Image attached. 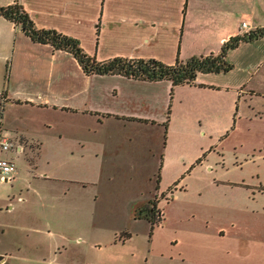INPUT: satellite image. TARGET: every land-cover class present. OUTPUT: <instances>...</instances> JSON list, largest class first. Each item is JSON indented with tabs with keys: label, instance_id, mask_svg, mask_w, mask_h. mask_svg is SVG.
I'll return each mask as SVG.
<instances>
[{
	"label": "rangeland",
	"instance_id": "obj_1",
	"mask_svg": "<svg viewBox=\"0 0 264 264\" xmlns=\"http://www.w3.org/2000/svg\"><path fill=\"white\" fill-rule=\"evenodd\" d=\"M11 1L0 0V4ZM255 7L264 18V0H244V11H254ZM198 10L193 4L191 11ZM236 13L229 11L231 17ZM48 45L33 42L21 27L0 20V96L3 91L19 95L43 88L41 79L47 76L70 80L82 75L71 55L54 58L46 50ZM233 67L228 71L239 74L240 67ZM24 76L32 77L34 83L24 81ZM229 77L220 74L215 80L223 83ZM52 86L61 97L62 81ZM240 87V95L230 91L225 96L221 91L191 95L193 109L188 111L184 107L188 94L181 92L170 99L169 105L175 100L180 113L165 120V129L169 124L180 148L173 158V172L165 173L159 181L156 198L163 219L149 232L146 218H136L132 237L123 244H109V231L91 224L92 204L97 201L106 207L130 202L135 209L156 193L155 176L129 177L118 172L95 181L88 163L66 156V138L60 131L62 125L74 120L72 114L63 109H48V114L29 107L0 109L1 115H21L16 122L35 126L43 137L48 116V163L39 164L48 169L49 176L69 175L79 180L30 178L19 183L0 175V248L7 255L6 262L0 264H180L179 251H189L185 255L191 256L210 246L220 248L227 240L230 245L237 235L264 238V191H259L264 185V58ZM198 115L202 124L196 120ZM12 158L15 170L28 175L24 154H13ZM47 186L45 198L38 191ZM19 194H26L27 199H17ZM10 201L15 205L12 211ZM43 213H48V255L41 259L34 254L39 247L31 226L39 225V218L44 220ZM221 231L226 236L222 240Z\"/></svg>",
	"mask_w": 264,
	"mask_h": 264
},
{
	"label": "crops",
	"instance_id": "obj_2",
	"mask_svg": "<svg viewBox=\"0 0 264 264\" xmlns=\"http://www.w3.org/2000/svg\"><path fill=\"white\" fill-rule=\"evenodd\" d=\"M19 1L38 27H53L77 37L81 46L98 59L113 56L155 57L172 63L177 56L186 58L194 54L218 52L222 42L229 36L264 26V18L260 16L256 7L251 12L243 10L244 0ZM193 4L198 6V11H191ZM229 11L238 12L237 16L231 17ZM0 20L13 23L2 15ZM242 21H246V26L241 25ZM15 26L20 27L18 24ZM50 48L48 45L46 50L54 58L65 56L67 59L69 58L67 56L71 55L77 62L70 52L53 49L50 53ZM263 58L264 37L241 42L227 52V59L233 62V68L236 65L240 67L239 74H233V71L199 72L193 83L174 85L171 97L170 80L136 79L119 73L86 74L77 62L82 75L70 80L44 77L41 79L45 84L43 88H33L27 94H5L0 96V104L3 103L4 111L14 106L37 108L47 114L48 109H63L67 114H72L74 120L62 125L60 131V135L66 138V156L75 157L77 162L88 163L87 169L95 181L100 180L105 174L113 176L118 172L129 177L150 178L154 175L156 193L149 197L152 198L159 194L160 178L162 179L165 173L173 172L175 163L173 158L177 156L180 148L178 145L180 140L169 132L171 131L169 124L168 129H165V120L169 116L171 118V114L179 112L175 100L169 105L170 99L181 92H184V95L188 94L185 95L184 104L188 111L193 109L191 95L220 91L223 92H220L223 96L229 91L240 95L243 91L240 86L244 81H248ZM220 74H227L230 76L229 80L223 83L215 80ZM24 78L27 83H34L32 77ZM60 81L64 86L61 97L52 86V83ZM62 97L63 100L58 101ZM181 101L180 98L179 103ZM219 106L222 110L223 106ZM201 114L205 115L203 108ZM20 116L15 114L10 117L3 112L0 135L9 137L18 146L17 149L4 151L5 157L13 160V154L23 153L27 162L25 165L30 170L28 175L15 170L10 179L4 180L12 179L14 182L19 180V183L29 181L30 178L46 182L48 179L60 178L75 180L74 176L69 175L49 176L48 169L39 164L48 163V116L44 120V137L39 136L42 134L35 126L16 122ZM196 120L199 124L203 123L202 116L198 115ZM28 184L32 185V182ZM32 189L35 190L34 187ZM259 191H264V185L260 186ZM27 192L28 188L25 193ZM38 192L46 198L48 186ZM165 192L160 193L163 195ZM16 198L25 201L27 195L19 194ZM129 203L114 202L106 207L97 201L92 204L91 224L109 231L111 245L128 241L132 237L133 221L136 218L141 219L134 216V206ZM14 206L10 201L9 209H13ZM101 210L109 212L103 213ZM41 217L44 220L39 218L40 224L31 228L36 233L35 242L39 247L34 254L44 259L48 255V213H43ZM146 220L149 222V232H152L155 224L152 226L150 221ZM221 232L219 236L222 240L226 236L223 231ZM41 237L43 239H40ZM228 241L220 248L210 246L204 252L191 256L185 255L189 251H186L187 253L179 251V262L264 264V238L259 235L254 237L237 235L230 245ZM174 242H177V239H174ZM6 260V251L0 248V263H5Z\"/></svg>",
	"mask_w": 264,
	"mask_h": 264
},
{
	"label": "trees",
	"instance_id": "obj_3",
	"mask_svg": "<svg viewBox=\"0 0 264 264\" xmlns=\"http://www.w3.org/2000/svg\"><path fill=\"white\" fill-rule=\"evenodd\" d=\"M0 15L7 20L20 25L22 31L35 42L47 43L54 50L62 49L70 52L86 74L119 73L128 77L144 80L167 79L171 82L170 97L173 86L182 83H193L199 72H226L233 67L227 59V52L241 42L264 37V26H258L247 31L229 36L221 44L218 52L194 54L186 58L176 57L174 62L167 63L155 57L113 56L98 59L88 53L77 37L64 33L53 27H38L28 11L19 0L0 4ZM5 96V92L1 93ZM3 103L0 104L2 109ZM0 113V121H1ZM156 197L149 198L134 209L135 217H145L153 226L163 218ZM128 234V232H126Z\"/></svg>",
	"mask_w": 264,
	"mask_h": 264
},
{
	"label": "built area",
	"instance_id": "obj_4",
	"mask_svg": "<svg viewBox=\"0 0 264 264\" xmlns=\"http://www.w3.org/2000/svg\"><path fill=\"white\" fill-rule=\"evenodd\" d=\"M241 25L246 26V21H242ZM11 148L17 149L18 146L9 137L0 135V175L3 179H10L15 171V162L2 156V152Z\"/></svg>",
	"mask_w": 264,
	"mask_h": 264
}]
</instances>
